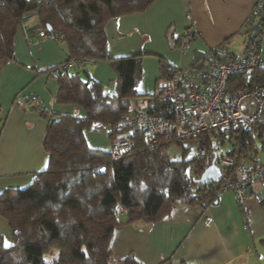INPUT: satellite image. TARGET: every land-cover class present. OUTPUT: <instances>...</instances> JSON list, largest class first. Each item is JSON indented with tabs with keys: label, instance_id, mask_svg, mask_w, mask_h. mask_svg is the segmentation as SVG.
Instances as JSON below:
<instances>
[{
	"label": "trees",
	"instance_id": "obj_1",
	"mask_svg": "<svg viewBox=\"0 0 264 264\" xmlns=\"http://www.w3.org/2000/svg\"><path fill=\"white\" fill-rule=\"evenodd\" d=\"M154 1L0 0V60L14 58L17 28L35 13L41 26L66 44L69 59L106 60L117 74L113 96L99 82L70 74L69 69L52 73L59 79L57 101L76 104L85 115L52 119L43 139L50 156L48 166L28 186L0 192V216L7 220L13 241L5 247L0 240V264H115L109 244L115 227L138 220L155 222L178 204L216 201L221 183H199L211 163L210 155L170 160L162 150L166 144L155 148L138 131L132 133L134 146L118 158L110 150L91 148L85 142V130L104 131L113 142L118 133L112 127L123 112L143 108L165 114L170 110V104L157 93L135 91L141 54L109 58L106 52L105 22L145 11ZM252 14L253 19L264 20L257 3ZM161 68L167 79L170 67ZM263 83L262 67L250 75L236 73L229 78L228 93ZM133 98H146L147 103L132 108ZM218 136L224 144L225 135ZM228 140L229 155L236 161H264L259 154L264 153L262 127L251 134L237 126ZM54 250V256L45 258ZM122 261L137 264L132 256Z\"/></svg>",
	"mask_w": 264,
	"mask_h": 264
},
{
	"label": "crops",
	"instance_id": "obj_2",
	"mask_svg": "<svg viewBox=\"0 0 264 264\" xmlns=\"http://www.w3.org/2000/svg\"><path fill=\"white\" fill-rule=\"evenodd\" d=\"M257 2L155 0L145 11L105 22L107 56L147 55L135 91L155 94L168 79L162 65L170 69L195 66L204 71L207 55L214 50L241 55ZM43 28L38 16L29 14L17 28L14 58L0 60V192L28 186L48 166L50 156L43 139L52 119L85 115L78 105L57 101L59 79L49 69L68 58V49L57 39L41 40L38 33ZM187 29L194 37L181 51L179 43ZM260 56L264 61V28ZM70 69V74L95 80L105 93L116 95L117 74L106 60ZM31 95L37 97L35 107L26 103ZM145 101L131 99L132 108L144 106ZM84 138L91 148L110 150L112 145L104 131L85 130ZM259 154L263 160L264 153ZM258 191L257 184L250 187L243 208L232 191L225 190L215 202L178 204L155 222L138 220L115 227L109 243L115 264H124L127 256L137 264H264V202ZM123 211L119 212L124 220ZM0 240L3 245L13 242L2 216Z\"/></svg>",
	"mask_w": 264,
	"mask_h": 264
},
{
	"label": "built area",
	"instance_id": "obj_3",
	"mask_svg": "<svg viewBox=\"0 0 264 264\" xmlns=\"http://www.w3.org/2000/svg\"><path fill=\"white\" fill-rule=\"evenodd\" d=\"M257 7L262 10L264 17V0H258ZM187 20H190L189 15ZM249 23V36L241 55L224 50L218 54L210 52L204 71L191 67L171 68L167 81L156 92L170 104V110L167 109L165 114L147 112L143 108L120 114L112 127L119 134L110 148L112 157L118 158L134 146L132 133L135 131L141 132L146 143L158 148L172 140L200 137L204 141V134L206 136L210 131L216 135H229L237 126L251 134L256 133L258 127L264 129V83L251 88H237L231 94L228 93V81L232 75H250L256 68H264V61L260 56L264 20L250 19ZM38 34L41 40L57 39L45 28L40 29ZM193 37V31L187 29L179 49L186 50ZM91 61L93 60L88 58H67L50 71H64L74 65L84 66ZM26 103L35 107L37 97H27ZM231 150V146L224 150L212 147L209 153L203 145L198 148L199 156L210 155L221 171V180L217 182L221 183L217 196L225 190H231L237 205L243 208L249 197L250 187L257 184L258 195L264 202V161L251 164L238 162L234 156L229 155Z\"/></svg>",
	"mask_w": 264,
	"mask_h": 264
},
{
	"label": "rangeland",
	"instance_id": "obj_4",
	"mask_svg": "<svg viewBox=\"0 0 264 264\" xmlns=\"http://www.w3.org/2000/svg\"><path fill=\"white\" fill-rule=\"evenodd\" d=\"M146 57H148V56L145 54L140 55L141 70H142V65H143L142 60H143V58H146ZM141 78H142V73L139 74L138 81H140ZM137 85H138V83H137ZM159 89L160 88L157 87V91H159ZM130 106H132V103L130 104ZM207 135H209V139H207V137L204 134V137H205L204 141H202L200 139V137L183 139L181 141L172 140L168 143H165L166 145L162 149L163 153H165L167 155L168 159H170V160H179V159L192 160V159L198 158V156H199L198 148L201 145L205 146L208 149L209 153H210L212 147L213 148L219 147L220 150H224L225 148H228L231 146V143L228 140V135H225L224 144H222V142L220 141V137L218 135H216L213 131L208 132ZM161 142H164V140L161 139ZM258 147L260 148V146H258ZM262 157H263V155H260V159H262ZM55 253H56V251L54 250L53 252L46 254L45 258H47V259L51 258L52 256L55 255Z\"/></svg>",
	"mask_w": 264,
	"mask_h": 264
},
{
	"label": "water",
	"instance_id": "obj_5",
	"mask_svg": "<svg viewBox=\"0 0 264 264\" xmlns=\"http://www.w3.org/2000/svg\"><path fill=\"white\" fill-rule=\"evenodd\" d=\"M221 175L220 169L216 166L214 159H212L211 163L202 171L199 183L204 185L219 182Z\"/></svg>",
	"mask_w": 264,
	"mask_h": 264
},
{
	"label": "snow or ice",
	"instance_id": "obj_6",
	"mask_svg": "<svg viewBox=\"0 0 264 264\" xmlns=\"http://www.w3.org/2000/svg\"><path fill=\"white\" fill-rule=\"evenodd\" d=\"M4 246L5 247H10L11 245L7 241H4Z\"/></svg>",
	"mask_w": 264,
	"mask_h": 264
}]
</instances>
